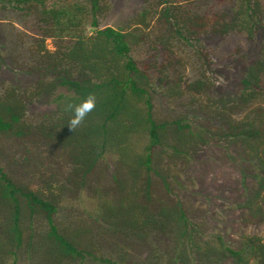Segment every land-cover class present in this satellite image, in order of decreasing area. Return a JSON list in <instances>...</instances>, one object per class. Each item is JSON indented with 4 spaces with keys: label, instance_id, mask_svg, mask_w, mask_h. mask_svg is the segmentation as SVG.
Instances as JSON below:
<instances>
[{
    "label": "trees",
    "instance_id": "trees-1",
    "mask_svg": "<svg viewBox=\"0 0 264 264\" xmlns=\"http://www.w3.org/2000/svg\"><path fill=\"white\" fill-rule=\"evenodd\" d=\"M189 2L144 0L126 24L101 26L111 0H0L22 28L11 36V63L36 74L0 85V264H16L18 253L38 264H124L127 248L145 245L147 257L132 264H188L192 256L180 250L201 235V224L174 201L161 163L168 157L185 166L210 142L228 160L250 161L252 180L234 208L246 226L264 222V9L259 0H228L193 11ZM230 34L262 41L232 91L218 87L224 78L205 47L211 36ZM141 43L148 55L139 62L131 51ZM181 46L187 66L198 64L188 72ZM235 49L233 61H243ZM89 93L96 107L71 129L67 105ZM32 102L53 108L34 112ZM65 199L72 203L61 207ZM67 206L68 217L58 220ZM159 235L172 246L160 245ZM213 236L216 246L201 251L192 242L206 263L264 264L258 233H242L235 249Z\"/></svg>",
    "mask_w": 264,
    "mask_h": 264
},
{
    "label": "rangeland",
    "instance_id": "rangeland-1",
    "mask_svg": "<svg viewBox=\"0 0 264 264\" xmlns=\"http://www.w3.org/2000/svg\"><path fill=\"white\" fill-rule=\"evenodd\" d=\"M177 1L186 5V0ZM192 2L195 3L193 4ZM192 2L188 4L190 5V10L193 11H204L203 9L210 6L211 10H217L228 5V0H192ZM259 2L264 9V0H259ZM143 5L144 0H111L110 9L100 16V25L118 26L126 24L130 18L135 16L136 12L142 9ZM15 14V12L8 9L0 10V85L8 83L24 84L36 78V74L23 73L20 68L13 66L11 63L13 57L11 36L12 33L15 34L17 30L22 29ZM152 23H155V18H152L149 26ZM147 28L145 29L147 30ZM261 42L260 34L252 42L247 41L244 34L213 35L206 41L205 47L213 62L211 69H213L214 74L224 78L222 82L218 80L217 85L219 88L232 91L238 86L240 74L246 67V64L258 52ZM47 45L51 49H54L51 38L47 39ZM144 45L145 43L138 44L131 51V55L139 62L148 55L147 53L145 54ZM236 47L240 48L239 53L245 52L246 57L243 61H233V58L238 55V52L235 51ZM187 49V46H181L178 49V53H181L184 57L185 67H187L188 72V68L198 64H192L190 67L187 66ZM196 58V55H193L190 61L196 62ZM65 88L62 86L57 91L65 90ZM157 105L158 109H162L163 112L167 113L170 110V105L168 106L164 103L162 97L158 98ZM29 106L34 112H43L53 108V105L46 102H32ZM194 124L197 125L196 122ZM212 145L213 142H210L208 146H205L194 154L193 160L185 166L180 163L181 159H177L174 162L170 160L169 162L168 157H165V162L161 163L163 171L168 170L167 172L165 171L167 174L166 180L169 182L170 194L174 197V201L178 199L183 204L192 222L201 224V235L193 233L190 242L184 241L186 245L180 250V252H183L184 258L192 256L187 261L188 264H208L202 259L200 251L205 249L207 243L209 246H216L217 242L213 236L216 234L221 235L222 241L233 249L239 246L242 233H258L261 239L264 240V222L258 226H246L240 219L239 210L234 208L237 202L244 199L243 184L249 186L252 180L245 171V167L250 164V161L239 158L228 160L225 152L220 147ZM237 152L236 148L231 147L228 153L235 155ZM69 200L60 201L61 207L65 203L66 205H71L72 202ZM67 212H70L69 206L59 211L57 219L64 220L65 217H68ZM72 213L73 217H75L78 211L75 209L72 210ZM169 238L170 236L159 235V239L164 243H160V245L164 248L170 246ZM152 239L154 240V238ZM192 242L201 246L200 251L192 248ZM149 247L145 245L134 249L127 248L131 259H129L128 263L125 262L124 264H132V260L136 262L144 260L149 252ZM178 249H180V246ZM16 258V264H38L35 258L27 257L24 254L18 253ZM253 261L250 260L249 262L252 263ZM163 263L173 264L172 262H167L164 258ZM176 264H185V262L183 263L179 260ZM217 264L232 263L231 259L226 257L218 261Z\"/></svg>",
    "mask_w": 264,
    "mask_h": 264
},
{
    "label": "clouds",
    "instance_id": "clouds-1",
    "mask_svg": "<svg viewBox=\"0 0 264 264\" xmlns=\"http://www.w3.org/2000/svg\"><path fill=\"white\" fill-rule=\"evenodd\" d=\"M96 103V95L94 93H89L80 103L68 104L67 110L73 113L71 118L68 120V126L74 130L79 128L85 121L88 114L95 109Z\"/></svg>",
    "mask_w": 264,
    "mask_h": 264
}]
</instances>
